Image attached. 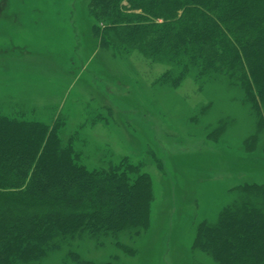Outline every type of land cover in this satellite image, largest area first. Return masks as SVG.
Here are the masks:
<instances>
[{
    "label": "rangeland",
    "instance_id": "1",
    "mask_svg": "<svg viewBox=\"0 0 264 264\" xmlns=\"http://www.w3.org/2000/svg\"><path fill=\"white\" fill-rule=\"evenodd\" d=\"M91 2L0 0V116L56 127L90 170L142 177L147 225L20 264H213L194 246L199 227L244 202L264 210V194L245 191L264 190L258 87L241 65L204 73L121 42Z\"/></svg>",
    "mask_w": 264,
    "mask_h": 264
},
{
    "label": "trees",
    "instance_id": "2",
    "mask_svg": "<svg viewBox=\"0 0 264 264\" xmlns=\"http://www.w3.org/2000/svg\"><path fill=\"white\" fill-rule=\"evenodd\" d=\"M91 7L116 38L151 56L188 55L204 73L241 65L264 101V0H92ZM99 22L93 28L102 40ZM141 179L129 168L77 163L56 127L0 116V264L37 262L60 241L145 227ZM194 246L213 264H264V210L227 207L216 224L199 227Z\"/></svg>",
    "mask_w": 264,
    "mask_h": 264
}]
</instances>
